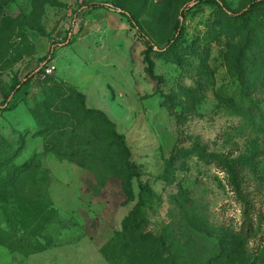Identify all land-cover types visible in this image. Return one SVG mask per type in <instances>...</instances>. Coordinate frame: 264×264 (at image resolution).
<instances>
[{"label":"rangeland","instance_id":"1","mask_svg":"<svg viewBox=\"0 0 264 264\" xmlns=\"http://www.w3.org/2000/svg\"><path fill=\"white\" fill-rule=\"evenodd\" d=\"M186 1L0 0V264H31L48 249L111 239L135 213L141 186L140 233L155 238L147 245L119 239L123 264L264 260V0L245 23ZM223 1L238 12L256 0ZM92 4L108 9L86 8ZM122 12L157 47L150 54L156 80L147 73V46ZM243 25L258 45L244 79L237 69L247 56ZM75 92L116 124L139 176L70 161L74 151L88 166L82 154L104 140L90 135V120L82 123Z\"/></svg>","mask_w":264,"mask_h":264},{"label":"trees","instance_id":"2","mask_svg":"<svg viewBox=\"0 0 264 264\" xmlns=\"http://www.w3.org/2000/svg\"><path fill=\"white\" fill-rule=\"evenodd\" d=\"M195 2L212 5L216 7L220 12L228 16L230 20L245 23L254 15L255 6L259 5V3L262 2V0H256L253 3H251L246 9H243L238 12L232 10L228 6V4L223 0H187L185 3V7ZM86 8L90 10H100V9H108V6L104 4H92L87 6ZM184 14H185V10L182 11L181 18H179L176 22L175 27L177 33L181 31L183 24L182 19L184 17ZM121 15L127 19L131 27L134 30H136L140 34V37L144 40L147 46V50H146V63L148 64L147 73L150 78L156 80L157 78L153 72V62L151 60L150 54L157 52V47L147 37L144 30L140 26L137 18L134 15L129 14L127 12H122ZM249 29L250 28L247 25H243L242 28L239 29L240 31L248 30L246 43L244 45V48L246 46L247 56L241 57L238 61L239 63L237 64V69L239 70L243 79L246 77V69H251L253 66L256 65L255 53L258 51V45L256 42L257 36L256 34H253L252 30ZM173 46H174L173 41L169 42L167 45V49L170 50L173 48ZM36 71L30 72L29 74H27L24 80L17 82L13 85L11 93L4 100L5 104H8L9 101L13 99V97L23 89V87L28 86L31 83V81L35 78L37 74ZM75 95L81 104L82 113L86 117V118L84 117L86 120H84V122L82 123L84 124L88 120H90L92 123L89 127L90 135L95 133H103L104 140L103 142L97 141V143L96 141H91L90 143L91 150H87L82 154V157L88 158L90 160L91 164H88V166H86L85 164H81L77 160H75L77 152L74 151L71 152L70 161L75 164H78L79 166L87 170L88 169L96 170L98 168L104 167L106 175L113 173L115 175L129 174L132 176H139V174L136 173L137 167L131 163L132 153L127 144L126 138L123 134L117 131L116 124L108 117V115L105 112L98 109L88 108L85 103V96L82 93L75 92ZM56 155L59 158H66L67 156L66 153L63 154L57 153ZM30 166L31 164H29L28 167ZM22 168H25V166H22ZM144 192L145 190L141 186V201L135 213L131 216L129 220H127L124 223L123 231H117L116 234L111 239H109V241L101 248V254L109 264L124 263L123 259L121 258L122 257L121 253L119 252L117 253V250L119 251L118 249L119 239H125L131 236V238H133L134 243H138L140 245H147L151 237L152 239L155 238L152 235L145 237L143 234H141L140 226L138 225L139 217L145 213L144 212L145 202H143V198H142L144 197ZM146 255L148 256V254ZM138 257L139 259H143V257L145 258L146 256L143 252H140ZM260 264H264V260Z\"/></svg>","mask_w":264,"mask_h":264},{"label":"crops","instance_id":"3","mask_svg":"<svg viewBox=\"0 0 264 264\" xmlns=\"http://www.w3.org/2000/svg\"><path fill=\"white\" fill-rule=\"evenodd\" d=\"M95 242L92 240H83L78 244H69L53 249H48L31 256V264L42 259L52 260L55 264H102L101 248L108 242ZM104 258V257H103ZM105 259V258H104Z\"/></svg>","mask_w":264,"mask_h":264},{"label":"built area","instance_id":"4","mask_svg":"<svg viewBox=\"0 0 264 264\" xmlns=\"http://www.w3.org/2000/svg\"><path fill=\"white\" fill-rule=\"evenodd\" d=\"M55 67L54 66H48L47 68H46V70H45V72L47 73V74H52L54 71H55Z\"/></svg>","mask_w":264,"mask_h":264}]
</instances>
